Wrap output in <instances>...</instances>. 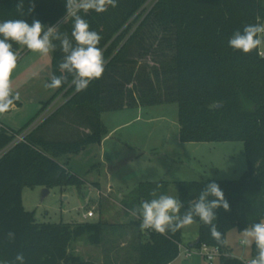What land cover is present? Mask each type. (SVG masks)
<instances>
[{"label": "trees", "instance_id": "obj_1", "mask_svg": "<svg viewBox=\"0 0 264 264\" xmlns=\"http://www.w3.org/2000/svg\"><path fill=\"white\" fill-rule=\"evenodd\" d=\"M147 1L118 0L107 12L80 13L90 30L101 36L98 47L105 69L82 92L75 91L69 75L57 93L69 98L25 141L0 157V264H16L18 253L25 264H114L86 261L70 250L73 242L85 236L91 244L100 245L102 221L38 223L35 211L23 204V189L74 186L81 190L83 180L61 157L101 142L107 133L101 114L128 106L177 102L181 142L244 143L247 169L239 179L178 182L176 198L184 204L181 214L207 183L215 181L230 205L228 211L216 210L215 223L224 241L231 229L243 231L264 220V56L260 47L245 54L228 44L235 31L264 24V0H157L142 14ZM19 2L0 0V22L24 19L31 24L38 19L54 26L67 14L66 0H24L22 11L17 10ZM59 28L71 38V18L59 23ZM13 50L19 57L28 49L13 42ZM51 55L53 74L61 76L63 53L57 47ZM30 124L18 131L1 130L0 152ZM170 186L166 180L141 183L125 206L132 212L144 201L169 195ZM194 220L200 238L194 247L219 246L221 264H247L231 255L227 242L218 245L198 217ZM132 224L137 234L132 252L121 264H170L178 258L185 227L174 233L146 232L139 216ZM9 232L15 234L14 240H9Z\"/></svg>", "mask_w": 264, "mask_h": 264}, {"label": "rangeland", "instance_id": "obj_2", "mask_svg": "<svg viewBox=\"0 0 264 264\" xmlns=\"http://www.w3.org/2000/svg\"><path fill=\"white\" fill-rule=\"evenodd\" d=\"M156 1L148 0L142 14ZM260 50L264 52V45ZM148 60L151 63V58ZM53 71L51 53L48 56L30 50L21 53L11 76L13 93L19 92L21 99L8 112L0 114V122L18 131L30 122L45 120L63 104L69 96L57 95L58 88L46 87ZM55 95L52 103L43 109ZM101 119L107 129L101 142L88 145L78 154L61 157L83 180L81 190L74 186L23 189V204L28 211H35L38 223L82 220L105 224L100 245L91 244L86 236L81 239L79 256L83 260L121 264L132 252L137 234L132 221L138 216L125 205L141 183L169 181V195L177 197L178 182L234 180L247 169L241 140L181 142L177 102L108 110L101 114ZM90 210L95 217L85 220L83 215ZM198 228L196 222L184 228V247L198 238ZM143 239L147 241L146 236ZM242 239L243 231L238 229H231L226 236L231 255L248 264L256 251L254 243L243 246ZM194 252L190 258L184 254L178 256L173 264H221V256L210 263L197 249Z\"/></svg>", "mask_w": 264, "mask_h": 264}, {"label": "clouds", "instance_id": "obj_3", "mask_svg": "<svg viewBox=\"0 0 264 264\" xmlns=\"http://www.w3.org/2000/svg\"><path fill=\"white\" fill-rule=\"evenodd\" d=\"M118 0H66V16L59 23H67L72 20L71 38L59 28V23L54 26H45L38 19L31 24L24 19H9L0 22V114L8 112L16 101L21 99L20 93H13L11 76L17 67V54L13 50V42L25 46L28 50L48 56L57 47L63 53L59 64L61 76L52 74L50 84L46 87L59 88L70 75L71 84L76 92L87 90L93 80L99 79L105 69L103 51L98 47L101 36L90 30L89 23L81 12L96 13L107 12L109 7L115 8ZM18 11H22L24 0L16 5ZM34 8V4L29 11ZM56 42H59L58 44ZM228 44L234 50L245 54L251 53L264 45V24H249L243 31L237 30L229 38ZM155 196V193H153ZM184 204L174 196L162 194L158 198L144 201L139 207L132 210L133 215L141 217L142 230L150 229L165 234L176 232L178 229L192 225L195 217L208 227L210 236L218 245H224L226 241L218 230L216 210L230 209L225 194L215 181L209 182L200 191L198 198L191 201L188 208L181 214ZM243 246L254 243L256 255L248 264H264V220L254 223L243 230ZM9 240L15 239V234L9 232ZM16 264H25L22 253L15 257Z\"/></svg>", "mask_w": 264, "mask_h": 264}, {"label": "built area", "instance_id": "obj_4", "mask_svg": "<svg viewBox=\"0 0 264 264\" xmlns=\"http://www.w3.org/2000/svg\"><path fill=\"white\" fill-rule=\"evenodd\" d=\"M259 53L261 56H264L263 51L260 50ZM38 121H40V120H38ZM38 121L31 124L22 133L16 134L14 140L2 152H0V157L4 153H6L9 149H11L13 146H15L17 143L25 141L26 137L30 133H32L35 130V128L42 122V120L40 122H38ZM3 129L10 132L9 127H7L5 124L0 122V131ZM85 215H87V217L88 216L91 217L94 215V212L90 210ZM145 231L146 232H154L153 230H150V229H146ZM179 248H180L179 256L184 254L186 258H190L195 253L194 250L197 249V252L202 254L204 256V258L207 261H209L210 263H212L216 257L222 255V251H221V248L219 246L209 245L207 243H202L197 247H191V246L184 247V245H182V243H180Z\"/></svg>", "mask_w": 264, "mask_h": 264}, {"label": "crops", "instance_id": "obj_5", "mask_svg": "<svg viewBox=\"0 0 264 264\" xmlns=\"http://www.w3.org/2000/svg\"><path fill=\"white\" fill-rule=\"evenodd\" d=\"M19 58V57H18ZM2 123V122H1ZM7 126V125H6ZM10 128V127H9ZM66 199H68L67 197H66ZM86 213H84V215H83V218L86 220V219H88V218H90L89 216L87 217V215H85ZM91 217H95V214L93 215V216H91ZM61 222H64V223H83V222H88V221H82V220H80V221H78V222H72V221H61ZM145 237V236H144ZM84 238V237H83ZM197 240V239H196ZM195 240V241H196ZM194 241V242H195ZM82 244V240L80 239V240H77V241H75V242H73L72 244H71V246H70V250L74 253V254H76V255H78L79 256V254H80V251H81V249H80V247L82 246L81 245ZM192 244V243H191ZM100 263H103V262H100ZM174 263V261L172 262V263H170V264H173Z\"/></svg>", "mask_w": 264, "mask_h": 264}, {"label": "water", "instance_id": "obj_6", "mask_svg": "<svg viewBox=\"0 0 264 264\" xmlns=\"http://www.w3.org/2000/svg\"><path fill=\"white\" fill-rule=\"evenodd\" d=\"M221 104H218V106H220ZM47 191V193H48V190H46ZM46 195V194H45ZM45 195H44V197H45ZM200 243V238L198 237L197 238V240L195 241V242H193L190 246L191 247H194L196 244H199Z\"/></svg>", "mask_w": 264, "mask_h": 264}]
</instances>
